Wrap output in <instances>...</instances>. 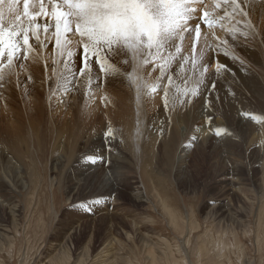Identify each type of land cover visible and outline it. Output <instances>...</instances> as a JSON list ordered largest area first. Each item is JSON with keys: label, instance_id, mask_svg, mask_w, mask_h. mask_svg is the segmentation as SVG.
<instances>
[{"label": "rangeland", "instance_id": "374dc122", "mask_svg": "<svg viewBox=\"0 0 264 264\" xmlns=\"http://www.w3.org/2000/svg\"><path fill=\"white\" fill-rule=\"evenodd\" d=\"M249 5L252 15L239 24L238 17L230 25L237 41L221 38L235 51L239 46L258 48L262 68H251L264 82V52L260 50L264 0H250ZM202 27L195 49L191 39L183 41L181 52L173 50L175 58L167 57L178 64L167 70L161 62L163 73L158 65L139 60L138 66L152 74L134 87L124 79L128 65L122 61L118 76L106 86L96 88L87 77L73 82L71 61L82 46L69 45L61 55L54 48V36L47 48L30 53L24 67L5 70L6 84L0 87V217L5 222L6 208L2 207L8 205H18L20 215L18 226L4 223L10 241L0 246V264H81L94 259L101 264H264V207L252 182L253 177L262 176L264 157L255 161L264 152V100L257 104L247 100L244 110L250 114L240 115L250 121L255 113L254 122L261 129L251 122L248 132L233 131L238 111L221 115L219 99L208 90L213 82L207 73L211 58L207 66H202V60L211 51V42ZM69 49L73 56H68ZM160 81L165 83L164 90L169 83L185 95L179 98L170 92L168 98L163 92L160 100L150 91ZM171 103L174 109L169 108ZM176 110L184 122L174 123L176 118L169 111ZM206 112L213 119H207ZM130 122L133 138L154 132L156 144L125 140L124 125L130 127ZM164 125L173 132L166 143L160 134ZM108 129L113 135L107 145L104 133ZM99 154L103 158L95 164L88 159ZM110 155L112 161H108ZM138 161L152 167L167 209L134 202L133 188H145L144 175L134 167ZM230 169L234 170L228 173ZM73 183L78 185L71 192ZM106 190L109 197L102 192ZM101 195L91 210L81 206V201ZM222 207L229 211L225 213ZM75 224L80 231L71 244H63L65 250L61 233ZM85 250L86 257L82 255Z\"/></svg>", "mask_w": 264, "mask_h": 264}, {"label": "snow or ice", "instance_id": "6c2138e0", "mask_svg": "<svg viewBox=\"0 0 264 264\" xmlns=\"http://www.w3.org/2000/svg\"><path fill=\"white\" fill-rule=\"evenodd\" d=\"M208 7V0H0V87L6 84L5 70L24 67L30 53L47 48L50 33L61 55L69 45L82 46V52L71 61L73 82L87 77L96 88L106 86L118 59L131 56L124 75L131 79L135 73L138 83L152 74L147 67L138 66L139 60L144 65H158L163 73L161 62L166 63L173 50L180 53L183 41L191 39L195 49L202 26H212ZM217 9L213 20L219 16L221 27L225 20L239 17V24L252 15L248 0H224ZM73 55L69 49L68 56ZM207 65L208 59H203L202 66ZM214 89L215 81L208 90ZM249 114L240 113L243 117ZM112 135L111 129L104 133L106 144ZM101 158L102 154L88 157L93 164ZM102 198L81 201V206L91 210Z\"/></svg>", "mask_w": 264, "mask_h": 264}, {"label": "bare ground", "instance_id": "6f19581e", "mask_svg": "<svg viewBox=\"0 0 264 264\" xmlns=\"http://www.w3.org/2000/svg\"><path fill=\"white\" fill-rule=\"evenodd\" d=\"M224 2V0H208V3H209V7H208V11L210 12V16H209V19L212 20V26L211 27H208L207 25H203L205 26L204 30H205V33L207 34V38H210V42H211V51L209 52L207 58L205 59H208L211 58V64H210V68H209V71H207V73H211V78L213 79V81H215L216 83V89L212 90L211 91V94L213 93L214 96H216L215 99H219V111L222 112L221 115H225L224 111H238L237 112V115L233 121V131H235L236 133H244V132H248L249 130L252 129V126L250 125L251 122H253L254 126H256L257 128L260 126V124H256L254 122L256 116L251 115V120L250 121H247L246 119L244 118H240V113L244 110V102H246L247 100H249L250 102L254 103V104H257V103H260V100H264V82L263 80L261 79L260 75H258L252 68L253 67H258V68H262V65L259 63L258 59H257V55H256V52L258 53V48L256 49H250V48H246V47H243V46H239V47H236V51L234 50V48L231 47L230 44H224L222 43V41H224L221 37L222 35L225 36V39H229L230 40H236L237 39V34L236 33H233L231 32L232 29L230 27V25L233 24V22L236 21V19H238V17L236 19H230V20H225L223 22V27H221V23H220V17L219 16H216V19L213 20V16H215L216 14V11L218 10L217 9V6L220 5L219 2ZM250 0H248L249 2ZM38 4L35 5V7L38 9ZM255 9L257 7H254ZM252 11V10H251ZM255 14V13H254ZM259 16V15H258ZM253 18V17H252ZM256 20V19H255ZM258 22V21H257ZM255 22V23H257ZM252 23H253V19H252ZM258 25V23H257ZM263 26V23L262 25ZM240 27V26H239ZM260 26L258 25L257 28H259ZM203 28V27H202ZM233 28V27H232ZM247 28V27H246ZM261 28V27H260ZM264 28V27H263ZM221 29V30H220ZM238 29V28H237ZM256 30V29H255ZM258 30V29H257ZM203 31V30H202ZM240 31V30H239ZM244 31V30H243ZM253 31V30H252ZM238 32V31H237ZM242 32V31H241ZM261 33V31H259ZM204 33V31H203ZM204 33V34H205ZM244 33V32H243ZM246 33V32H245ZM241 34V33H240ZM243 35V34H242ZM246 35V34H245ZM223 36V37H224ZM247 36V35H246ZM260 36V34H259ZM53 36H51V33L49 34V41L51 40ZM257 37V36H255ZM40 38H45V34L41 31V35H40ZM244 38V37H243ZM246 39V38H245ZM258 39V38H257ZM227 41V40H226ZM237 41V40H236ZM245 41V40H244ZM259 41V40H258ZM257 41V42H258ZM51 42V41H50ZM239 43V42H238ZM254 43V42H253ZM260 43V42H259ZM255 45V44H254ZM260 45V44H259ZM261 49L263 52H264V46H260ZM69 48V47H68ZM253 48V47H252ZM73 50V49H72ZM213 51V52H212ZM235 52L238 53V55H241V56H237L235 55ZM40 53V52H39ZM187 53V52H186ZM214 53V54H212ZM43 57V54L40 53ZM173 55V54H172ZM179 55V54H178ZM174 56V55H173ZM172 56V57H173ZM177 56V55H176ZM180 56V55H179ZM40 57V56H39ZM189 57V56H188ZM45 58V57H44ZM122 58H124L123 56H121L119 59H118V62H117V65L115 67H112L110 69V74H109V77H108V82L110 83L116 76H118V70L121 68L120 67V62L122 61L123 63L126 62L125 60H122ZM175 58V56H174ZM178 58V57H177ZM41 59V58H40ZM46 59V58H45ZM184 59V57H183ZM127 60H131V56L129 59ZM168 60V58H167ZM176 60V59H174ZM39 61V59H38ZM172 62L170 63V61L168 60L166 63H165V66L166 68L165 69H170L171 66H173V64H178L176 62H174L173 60H171ZM185 61V60H184ZM214 61L216 62V66L214 65ZM238 61L240 63H238ZM180 62V61H179ZM163 63V61H162ZM182 63V61H181ZM218 65H223V67H219ZM252 65V66H250ZM175 67V65H174ZM182 67V66H181ZM252 67V68H251ZM180 69V68H179ZM200 69V68H199ZM207 69V68H206ZM122 78V77H121ZM120 78V79H121ZM124 79H126L125 81L126 82H129V83H133V87L136 85V82L134 80V77H132L131 79L128 78V77H124ZM167 80V79H166ZM115 81V80H114ZM119 81V79H118ZM211 81V80H210ZM107 82V83H108ZM161 82V81H160ZM117 83V82H116ZM156 84V83H155ZM164 82L162 83H157V86H152L150 88V91L156 93V96L157 98L159 97L160 99V96L162 95V93L165 92L167 93L166 97L170 98L169 95H170V92H171V96L176 93V95L178 94L179 98L180 96H182L183 94L185 95V93H183L181 91V89L179 88H171V85L169 83H167V87L166 89L164 90ZM110 86V85H109ZM138 86V85H137ZM114 87V86H113ZM74 88V87H73ZM68 89L70 90H73L72 87H69ZM184 91V90H183ZM121 93H126V95H128L127 91L124 92L122 90H120ZM201 93V92H200ZM208 93V91H207ZM203 94V93H202ZM183 95V96H184ZM210 96V95H209ZM206 97V96H205ZM207 98V97H206ZM176 99V97H175ZM162 100V99H160ZM164 100V99H163ZM174 100V99H173ZM182 100V99H181ZM168 101V100H167ZM167 101H164V102H167ZM177 101V100H176ZM213 101V99H212ZM217 101V100H216ZM159 102V100H158ZM181 102V101H179ZM241 103V106L240 107V103ZM248 102V101H247ZM174 103V102H173ZM217 103V102H216ZM205 104V103H204ZM247 104V103H246ZM248 105V104H247ZM213 106V104H212ZM217 106V105H216ZM171 109H174L173 107V104L171 103V106L169 107ZM249 108V107H248ZM260 108V107H259ZM246 109V108H245ZM258 109V108H257ZM149 110V109H148ZM217 110V109H216ZM217 110V111H218ZM263 110V109H262ZM208 111V109H207ZM209 111H212L211 109H209ZM214 111V110H213ZM245 111V110H244ZM257 111V110H256ZM258 111H260V109H258ZM147 112V111H146ZM149 114L152 113V111H148ZM179 112L181 111H169V113L176 118V120L174 121V123L176 124L177 122H184V119L179 117ZM227 112V113H228ZM252 112V111H251ZM261 112V111H260ZM233 113V112H232ZM232 113H229L230 115ZM236 113V112H235ZM129 114V113H128ZM148 114V115H149ZM161 114V113H160ZM210 114L212 115L211 112H208V115L210 116ZM260 114V113H258ZM262 114V113H261ZM206 115H207V112H206ZM207 115V116H208ZM234 115V114H233ZM264 115V113H263ZM129 116V115H128ZM201 116V115H199ZM208 116V117H209ZM226 116V115H225ZM262 116V115H261ZM263 117V116H262ZM145 118V117H144ZM154 118V117H152ZM151 118V119H152ZM203 118V117H202ZM225 119V117H223ZM230 118V117H229ZM130 119V118H128ZM146 119V118H145ZM196 119V117L194 118ZM208 119V118H207ZM223 119V121H224ZM132 120V118H131ZM228 120V119H227ZM231 120V119H230ZM259 120V119H258ZM129 121V120H128ZM134 121V120H133ZM143 122L145 121L144 119L142 120ZM226 121V119H225ZM229 121V120H228ZM227 121V122H228ZM128 123V122H127ZM126 123V124H127ZM134 123V122H133ZM142 123V122H141ZM155 123V122H154ZM153 123V124H154ZM125 124V123H124ZM131 126H127L126 128V125L125 128H124V133L123 136L125 138V136H127L125 138V140L128 138L130 139L129 141L130 142H137V143H141L142 145H146L147 144H151L153 146V144L156 142L155 140V137L156 133H154L153 131V135L150 134H144V133H140L139 134V138L136 140L135 138H133V132L131 130V127H132V122H130ZM143 124V123H142ZM141 124V126H142ZM227 124V123H226ZM147 125V124H146ZM225 125V123H224ZM264 125V124H263ZM140 126V127H141ZM162 126V124L160 125ZM143 128V127H142ZM147 128V127H146ZM146 128H143L144 130L143 131H146L145 129ZM161 128V127H160ZM122 129V128H121ZM178 129V128H177ZM258 129H261V128H258ZM31 130V129H29ZM29 130H27L29 132ZM131 130V131H130ZM137 131V130H136ZM150 131V130H149ZM162 133L160 132V134L162 135V142H169L170 140H172V137H173V132L170 133V130H169V127L168 126H165L163 127V129H161ZM148 132V131H146ZM145 132V133H146ZM156 132V131H155ZM186 132V131H185ZM258 132V131H257ZM37 133V132H36ZM123 133V131H122ZM132 133V134H131ZM259 133V132H258ZM137 134V133H136ZM158 134V133H157ZM158 134V135H160ZM233 134V133H232ZM13 135V134H12ZM31 133H29V140H30V136ZM135 135V134H134ZM160 135V136H161ZM238 135V134H237ZM247 135V134H245ZM260 135H261V131H260ZM259 135V136H260ZM24 136V135H23ZM27 136L26 135V139H27ZM36 136V135H35ZM132 136V137H131ZM155 136V137H154ZM22 137V136H21ZM178 137H179V140L182 139V135L178 134ZM177 137V138H178ZM100 138V137H99ZM17 139V138H16ZM20 139V138H19ZM97 139V138H96ZM28 140V139H27ZM28 140V141H29ZM17 141V140H16ZM159 141V140H158ZM110 142V141H109ZM258 142V141H257ZM260 142V141H259ZM18 143V141H17ZM23 143V141H22ZM111 143V142H110ZM261 143V142H260ZM27 144V143H26ZM98 144V143H97ZM101 144V143H100ZM114 144V143H113ZM125 144V143H124ZM156 144V143H155ZM263 144V142H262ZM24 145V144H23ZM103 145V143H102ZM107 145H108V142H107ZM106 145V147H107ZM19 146V145H18ZM21 146V144H20ZM104 146V145H103ZM121 146V145H120ZM155 146V145H154ZM260 146V145H259ZM263 145H261L262 147ZM100 147V145H99ZM17 148V146H16ZM15 148V149H16ZM260 148V147H259ZM14 149V150H15ZM19 149V147H18ZM106 149V148H105ZM10 150V148H9ZM154 150V148H153ZM3 151V150H2ZM12 151V149L10 150ZM22 151V150H21ZM101 151H103V149H101ZM105 151V150H104ZM261 151V150H260ZM264 151V150H263ZM4 152V151H3ZM16 152V150H15ZM99 152V151H98ZM256 152V151H255ZM258 152V150H257ZM5 153V152H4ZM3 153V154H4ZM18 153V152H17ZM21 153V152H20ZM19 153V154H20ZM103 153V152H101ZM264 153V152H263ZM262 154V156L259 158L256 159L255 163L257 162H260V159L262 157H264V154ZM2 154V153H1ZM100 155V154H99ZM105 157V156H104ZM102 158H103V155H102ZM114 158L110 155V157L108 158V161H112ZM119 160L120 161V158L119 157H115V160ZM259 159V160H258ZM104 161H106V159H104ZM103 160L100 161V163H104ZM254 162V161H253ZM254 166V165H253ZM134 167L137 169V171H140L142 172V174L144 175L143 179H144V185H145V188H140V187H135L133 188V198H134V202H141L142 203H151L152 206H156L157 208L158 207H161V211H163V209H167V206L165 205L164 201L162 200V198L160 197L159 193H158V190H157V186H158V180L157 178L155 177V173L152 169L151 166H148L146 164H144V162H141V161H138ZM232 170L234 169H230L228 170V173L231 172ZM80 172V171H79ZM262 173V176H259L258 178H252V182L254 183V185L257 187L256 190H258V194L261 195L262 197V205L264 207V162L263 164L261 165V168H260V171L259 173ZM16 175V174H15ZM82 174H80L81 176ZM79 176V175H78ZM261 177V178H260ZM3 180V179H2ZM20 182V180H18ZM2 182V181H1ZM7 183H5L6 185ZM14 185V184H13ZM16 185V184H15ZM23 185V184H22ZM78 184L77 183H73L69 186V189L71 192H74L75 189H76V186ZM255 187V188H256ZM1 189V188H0ZM137 189V190H136ZM3 190V189H1ZM1 192V191H0ZM103 194H108L107 197H109L110 193L106 192L105 191H102ZM2 194V193H1ZM102 194V195H103ZM2 196V195H1ZM1 198V197H0ZM11 201V200H10ZM2 204V203H1ZM10 205L8 206H5V207H2L3 209H5V215L7 216V219H5V222L2 221V217H0V246L3 245V243L5 242V240H7V242L5 243H8L9 245V241L8 240L9 238H7V229L4 225V223L6 224H10V225H13V226H18V217L20 215V212H19V209L20 208L18 205ZM53 206V204H52ZM1 207V206H0ZM52 208V207H51ZM54 208V206H53ZM52 208V210H54ZM3 209H1L3 211ZM221 209H225V213H227L229 210L228 208H225V207H222ZM170 216V215H169ZM188 220V219H186ZM81 225V224H79ZM78 227V224L75 226H66L63 228V231L61 233L62 235V238L64 239V243H61L62 245H67V244H71L72 240H74V238L76 237V233L77 231H80V229H77ZM69 231V232H68ZM63 245V246H64ZM65 248V246H64ZM63 248V249H64ZM67 248V247H66ZM65 248V250H66ZM82 250V249H81ZM64 251V250H63ZM61 251V253L63 252ZM65 252V251H64ZM56 253V252H55ZM57 253L59 254V252L57 251ZM86 254V250L85 252L83 253L82 252V255L85 256ZM65 255V254H64ZM70 255V253H69ZM87 255V254H86ZM54 256V255H52ZM96 256V255H94ZM93 256V257H94ZM86 257V256H85ZM88 258V257H87ZM84 259V257H83ZM82 259V260H83ZM86 259V258H85ZM93 259V258H92ZM88 260V259H87ZM82 262V261H81ZM80 262V263H81ZM79 264V262H78ZM81 264H101V263H97L95 262V259L94 260H90L88 262H82ZM111 264V263H110Z\"/></svg>", "mask_w": 264, "mask_h": 264}]
</instances>
